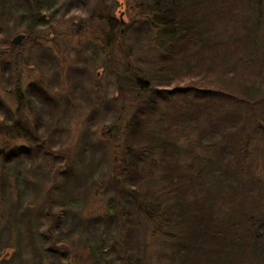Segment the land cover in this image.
<instances>
[{
    "label": "rangeland",
    "instance_id": "obj_1",
    "mask_svg": "<svg viewBox=\"0 0 264 264\" xmlns=\"http://www.w3.org/2000/svg\"><path fill=\"white\" fill-rule=\"evenodd\" d=\"M154 3L0 1V264H264V63L220 59L253 21L214 0L171 41Z\"/></svg>",
    "mask_w": 264,
    "mask_h": 264
},
{
    "label": "trees",
    "instance_id": "obj_2",
    "mask_svg": "<svg viewBox=\"0 0 264 264\" xmlns=\"http://www.w3.org/2000/svg\"><path fill=\"white\" fill-rule=\"evenodd\" d=\"M3 1V0H0ZM214 0H156V3H154L152 9L149 8V10H146L145 13L147 19H150L152 23V28L157 29L158 27L164 28V31H166L168 34V39L171 41H180V42H193L191 38V34L194 31H197L195 29V26L197 24L203 23V21L208 20V14L211 11L208 8H205L208 2H212ZM240 2V8L242 9L243 13L249 17V19L252 22L251 30L246 35L245 40L241 39V41L235 40L237 42H233V45L235 47V50H232L230 47L229 50H221L220 53V59L225 58L224 60H230L231 58L234 59V63L232 64L231 68H227V73H231L235 69L244 67L247 70L254 69L257 65H262L264 63V0H239ZM208 16V17H207ZM108 26V33L109 40L113 38L114 32L117 31L120 28V25L118 23V20L114 16L113 13H109V18L106 23ZM4 33V30L1 29L0 35ZM211 33L210 28L206 31L207 36H209ZM231 46V45H230ZM223 52V53H222ZM20 55V54H19ZM19 55H16L19 56ZM229 57V58H228ZM17 82H19V86L21 84L20 82V76L17 78ZM141 81H136L135 85L136 87L142 88ZM172 85V84H171ZM254 85V84H253ZM256 85V84H255ZM261 84H258V87H260ZM170 86V85H169ZM168 86V87H169ZM173 90H170L169 88L165 89V95L167 96L168 93H184L189 92L192 88L189 87H172ZM248 89V90H246ZM244 89L242 92L246 99L252 97L251 90L253 87H249ZM167 92V93H166ZM178 93V94H179ZM46 104H52L54 102V99L50 96V94L46 92L39 91L38 94ZM23 100L28 101L30 103L33 101L32 96L29 98L28 94L26 96H23V98H20V104L21 107L23 106ZM34 103V102H33ZM36 105V104H35ZM34 107L36 108V106ZM19 108V111H20ZM0 123L3 124L2 127H0V131L3 133H7L8 135L12 134L14 131L17 130L19 127V121L13 120L11 117L5 116V114L2 111V107L0 105ZM18 130H21L18 128ZM15 138V137H11ZM16 156H14L15 158ZM11 157H7L9 163ZM136 161L135 163L138 164L141 162L140 157H135ZM0 160L4 161L3 159V152L0 151ZM132 164L134 163L131 162ZM233 189V188H231ZM26 206V203H25ZM254 224H256V228H259V230H264V220H261L259 222L254 221ZM197 235V234H196ZM200 235V234H198ZM197 235V236H198ZM195 237V234L192 236V238ZM257 242L262 244L260 242L259 238L255 239ZM258 248V247H257ZM195 249V248H193ZM257 250V249H256ZM257 253H260L258 250ZM257 253H255L257 255Z\"/></svg>",
    "mask_w": 264,
    "mask_h": 264
},
{
    "label": "water",
    "instance_id": "obj_3",
    "mask_svg": "<svg viewBox=\"0 0 264 264\" xmlns=\"http://www.w3.org/2000/svg\"><path fill=\"white\" fill-rule=\"evenodd\" d=\"M25 39H26V36L24 34L19 35V36L13 38V44L14 45H21Z\"/></svg>",
    "mask_w": 264,
    "mask_h": 264
}]
</instances>
